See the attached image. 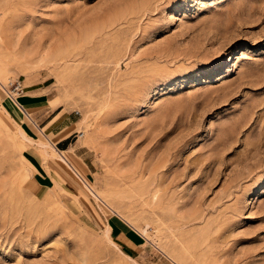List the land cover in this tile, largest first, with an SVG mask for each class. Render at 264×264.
Segmentation results:
<instances>
[{"label":"rangeland","instance_id":"374dc122","mask_svg":"<svg viewBox=\"0 0 264 264\" xmlns=\"http://www.w3.org/2000/svg\"><path fill=\"white\" fill-rule=\"evenodd\" d=\"M0 264H264V0H0Z\"/></svg>","mask_w":264,"mask_h":264},{"label":"crops","instance_id":"0c3cea01","mask_svg":"<svg viewBox=\"0 0 264 264\" xmlns=\"http://www.w3.org/2000/svg\"><path fill=\"white\" fill-rule=\"evenodd\" d=\"M32 86L33 85H30V84L25 85L26 89H25L23 95L20 96V98L18 99V102L21 99L23 100L22 103L19 102V104H21L22 106H19V104H17V103L15 104V101L11 98L12 103L15 104L17 109L21 112L20 113L17 110L15 113L18 116V118L20 119V123H21L24 131L33 138H35L36 136L38 137V133H37L35 127H33L30 123H28L25 120L26 117L30 118V116H31L32 119L35 121V122L34 121H31V122L36 126V128H39V127L45 128L46 127L44 133H46L47 136H48V133H47L48 131H49V134H52L54 137L61 135L62 133L65 132V130L67 128L70 127V123L65 122L61 126L54 127L57 124V122L64 116V114H62L61 112L56 111L57 109L52 110V111H48V113L45 116L46 117L45 119H47L50 116H51V118L48 119L45 122V124H44L45 119H42L43 121H41V119L38 120V117L41 116L42 113L45 111V108H44L45 104L44 103L47 100H41L39 98V96H41L42 94L36 93L37 89L32 88ZM55 145L56 146L61 145L62 149L57 147L60 150H64V151L68 150L69 143L67 141V136L65 138L56 140ZM40 168L42 169V172L36 171L35 176H37L38 179H40L44 183L52 182V178L46 172V170L42 166H40ZM113 231H114V234L117 235L119 240L124 242L126 245L127 244L130 245L129 243H133V241L129 238L128 233L124 231L123 227L118 225L117 227L114 228L112 226L111 234Z\"/></svg>","mask_w":264,"mask_h":264},{"label":"bare ground","instance_id":"6f19581e","mask_svg":"<svg viewBox=\"0 0 264 264\" xmlns=\"http://www.w3.org/2000/svg\"><path fill=\"white\" fill-rule=\"evenodd\" d=\"M172 18V17H171ZM171 18H170V20H171ZM174 20H176L175 18H174ZM172 21V20H171ZM174 23V22H173ZM156 83V82H155ZM157 85V84H156ZM155 85V86H156ZM154 87V84L153 83H145V84H143L141 87H139V92L138 93H141V94H143V93H147L150 89H152ZM21 128V127H20ZM20 135H21V137L23 138V140H28V141H32V140H30V137L28 136V134L23 130V129H20ZM28 143H30V142H28ZM37 143H39V145H41V146H43V147H46V146H48V143H43V142H37ZM50 146V145H49ZM51 147V146H50ZM26 148H27V146H26ZM49 148V147H48ZM45 149V148H44ZM49 149H51V148H49ZM50 151V150H49ZM43 152V151H42ZM44 152H46V150L44 151ZM53 152V151H52ZM50 153V152H49ZM59 153V152H58ZM60 154V153H59ZM45 155L47 156V154L45 153ZM51 155V154H50ZM57 156H59V161H60V163H62L64 166H69L70 167V163L67 161V159H65V158H63L61 155H57ZM56 156V157H57ZM110 233H111V228L110 227H107V229L105 230V232H104V240L105 241H109V243H111V244H113L117 249H118V251L120 252V253H122L123 254V252H122V250L119 248V246L117 245V244H115L112 240H110ZM124 255V254H123ZM128 259H131V257L130 256H128L127 257Z\"/></svg>","mask_w":264,"mask_h":264},{"label":"built area","instance_id":"2783aa9c","mask_svg":"<svg viewBox=\"0 0 264 264\" xmlns=\"http://www.w3.org/2000/svg\"><path fill=\"white\" fill-rule=\"evenodd\" d=\"M18 95H20V94H18ZM20 97H18V96H16L15 98H13V100L17 103V104H19V102H18V99H19ZM19 106H22L21 104H19Z\"/></svg>","mask_w":264,"mask_h":264}]
</instances>
